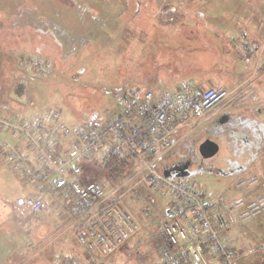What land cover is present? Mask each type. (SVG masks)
Listing matches in <instances>:
<instances>
[{
	"label": "rangeland",
	"instance_id": "rangeland-1",
	"mask_svg": "<svg viewBox=\"0 0 264 264\" xmlns=\"http://www.w3.org/2000/svg\"><path fill=\"white\" fill-rule=\"evenodd\" d=\"M85 1L96 7L95 0ZM108 5L113 14L111 20L102 21L104 40L97 42L90 35V42L70 53L65 49L60 54L55 49L34 53L25 29L2 39L0 96L8 95L21 107L16 116L56 111L61 122L73 125L83 122L91 111L118 110V91L140 86L155 93L159 89L172 92L181 81H188L198 84L201 92L209 87L226 89L229 96L219 105L244 102L251 117L264 120V41L255 40L260 49L256 57L246 50L250 40H245L244 47L240 41L242 33L260 21L264 0H109ZM119 10H123L120 15ZM97 14L102 20V14ZM30 58L47 62L49 71L29 70ZM160 74L167 79L155 83ZM18 85L24 88L21 99L14 96ZM17 141L21 143L9 131L0 130L1 144L15 147ZM1 154L9 166L5 152ZM261 166L239 175V181L255 171L263 172L264 161ZM190 180L206 199L264 196V190L237 187V175L198 172ZM174 201L168 188L133 187L120 205L137 223L136 232L106 254L77 242L74 219L66 208L48 207L33 215L32 225L25 227L32 236L15 234L22 255L14 264L26 259L24 264H161L162 223ZM223 239L233 253V264H264V209L235 223Z\"/></svg>",
	"mask_w": 264,
	"mask_h": 264
},
{
	"label": "built area",
	"instance_id": "built-area-1",
	"mask_svg": "<svg viewBox=\"0 0 264 264\" xmlns=\"http://www.w3.org/2000/svg\"><path fill=\"white\" fill-rule=\"evenodd\" d=\"M242 42L244 46V36ZM246 50L254 57L260 53L256 43L246 44ZM27 64L36 73L49 71V64L40 58H30ZM116 96L118 110H94L73 125L61 122L56 111L0 117V128L17 136L26 151L8 143L1 149L9 164L23 171L36 191L34 196L17 198L13 205L37 214L51 207L53 199L74 219L77 242L89 251L106 254L137 229V223L120 205L124 196L141 185L168 188L175 201L162 223L159 262L233 264V253L223 234L264 209V196L206 199L189 178L165 176L162 168L166 157L195 133L229 92L213 87L201 92L196 84L181 81L172 92L159 89L155 93L137 86L118 91ZM85 157L112 165L126 163L131 170L113 186L84 183L79 161ZM255 181L254 177L241 179L238 186H251Z\"/></svg>",
	"mask_w": 264,
	"mask_h": 264
},
{
	"label": "crops",
	"instance_id": "crops-1",
	"mask_svg": "<svg viewBox=\"0 0 264 264\" xmlns=\"http://www.w3.org/2000/svg\"><path fill=\"white\" fill-rule=\"evenodd\" d=\"M108 1L109 0H95L94 4L96 7H94L85 0H0V49L2 39H10V35H16L20 33L22 29H25L28 33V44L30 45L33 52L37 54H43L45 51L54 49L56 50V54H60V52L62 50L64 51V49L70 53L75 47L80 48V46H84L90 42L91 39L88 38L90 35L93 36L97 42H102L104 40L103 26L105 25L102 21L111 20V16L113 14L111 12L112 8L108 5ZM79 2L81 4H79ZM94 8H96L98 11H96ZM122 11L123 10H119V15ZM97 12L99 15L102 14V20L98 16ZM115 16L116 15L113 16L112 21ZM1 26L4 28H1ZM95 26L96 28L93 30ZM97 27H99L98 30ZM246 32V34L242 33L241 35L240 41L242 46L243 36L245 40L249 39L251 43L255 42V40L264 41V12L257 25L253 26V29H247ZM4 34L7 36H4ZM4 43H6V41H4ZM164 79L167 78L162 74H160L158 77L155 76V83H161ZM197 86L198 84L196 87ZM19 87H21V90ZM14 90V96H18V98L21 99L24 94L23 86L18 85ZM8 97L9 96L6 94L0 96V115L14 114V116H16V114L22 109L21 107H17L18 105H15L16 102ZM243 103L244 102L238 104L237 106H224L223 104L217 106L206 115L201 125L196 129L197 131L201 128L209 127V125H211L217 118L221 117L239 118L241 122H246V124L250 123L251 125L258 128L260 131V136L263 137V147L261 150L256 149L255 155L253 156L249 154L244 156V158H248L251 161L250 164H247L245 169L235 170V172L218 171L215 173L237 175V187H239L237 184L239 175H246L245 173L250 168L257 169V167H260L264 161V120L251 117L249 115L250 107L248 105H243ZM226 126H228L227 123H225L224 127ZM213 131L215 132L214 135L217 139L222 138L223 135L219 133L218 128H215ZM2 144L0 143L1 153L3 152L1 149ZM14 146L18 150L26 151V147L22 141L21 143L17 141ZM223 150L226 154L223 153ZM1 153L0 264H14L17 260L16 257L22 255V251L18 250L20 247L15 242V234L23 232L27 233L28 236H32V231L28 230V232H26L25 227L32 225L33 215L35 214L22 211L16 208L13 203L17 198L34 196L36 191L23 171H20L15 166L10 164L7 166L5 163H3ZM220 154H230L226 143L221 145ZM259 171L253 172L250 174V176H254L255 174L260 176L261 173ZM263 173L264 170L262 175ZM50 204L51 207H58L56 203L53 202V199L50 201ZM26 260H20L21 264H24Z\"/></svg>",
	"mask_w": 264,
	"mask_h": 264
},
{
	"label": "flooded vegetation",
	"instance_id": "flooded-vegetation-1",
	"mask_svg": "<svg viewBox=\"0 0 264 264\" xmlns=\"http://www.w3.org/2000/svg\"><path fill=\"white\" fill-rule=\"evenodd\" d=\"M225 123L228 126L224 127ZM215 128H218L219 133L224 137L217 139L213 131ZM262 139L258 128L250 123H243L239 118H217L209 127L197 130L190 139L179 144L166 158L163 166L170 169L172 174H176L184 166L189 173L194 175L201 171L235 172V170L245 169L246 165L250 164L251 161L244 156L248 154L253 156L256 149L261 150ZM205 140H214L220 147L226 143L230 154L221 155L219 153L218 156L209 160L203 158L199 153V145ZM255 180L251 187L264 190V182H262L264 178L261 181L257 176Z\"/></svg>",
	"mask_w": 264,
	"mask_h": 264
},
{
	"label": "trees",
	"instance_id": "trees-1",
	"mask_svg": "<svg viewBox=\"0 0 264 264\" xmlns=\"http://www.w3.org/2000/svg\"><path fill=\"white\" fill-rule=\"evenodd\" d=\"M21 90V87H19ZM82 167V182H98L106 186H113L122 181L130 173V166L126 163L112 165L96 161L93 157H85L79 161Z\"/></svg>",
	"mask_w": 264,
	"mask_h": 264
},
{
	"label": "water",
	"instance_id": "water-1",
	"mask_svg": "<svg viewBox=\"0 0 264 264\" xmlns=\"http://www.w3.org/2000/svg\"><path fill=\"white\" fill-rule=\"evenodd\" d=\"M199 153L203 158L209 160L219 155L220 146L214 140H205L199 145ZM163 174L165 176H171L174 178H187L194 175L189 173L185 166L182 167V169H180V171H178L176 174H172L168 169L163 170Z\"/></svg>",
	"mask_w": 264,
	"mask_h": 264
}]
</instances>
